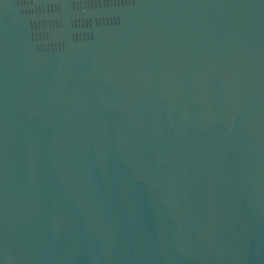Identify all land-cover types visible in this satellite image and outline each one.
<instances>
[{"label": "water", "instance_id": "95a60500", "mask_svg": "<svg viewBox=\"0 0 264 264\" xmlns=\"http://www.w3.org/2000/svg\"><path fill=\"white\" fill-rule=\"evenodd\" d=\"M0 264H264V0H0Z\"/></svg>", "mask_w": 264, "mask_h": 264}]
</instances>
